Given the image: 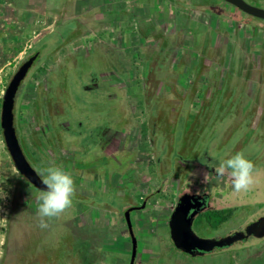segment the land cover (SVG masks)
<instances>
[{
  "label": "rangeland",
  "instance_id": "obj_1",
  "mask_svg": "<svg viewBox=\"0 0 264 264\" xmlns=\"http://www.w3.org/2000/svg\"><path fill=\"white\" fill-rule=\"evenodd\" d=\"M98 1L100 3L96 7L84 9H79V6L70 1L68 9L60 12V24L56 25L55 30L41 29L37 36L28 35V40L24 43L32 44L39 40L34 45L35 49L40 50L41 54L44 53L45 57H51L52 51L60 44L58 41L68 39V43L62 44L56 52V55L63 56L60 59V74L56 79L57 104L59 109H63L64 116L71 118L75 125L78 122L74 141L71 142H75L76 145L78 142H84L86 149L80 153L77 160L80 165L55 166L71 174L77 195L73 197V206H78L80 210L85 209L83 201L84 194L87 193L83 186L85 180L94 178L97 186L102 184L101 181L111 183V180L117 178L126 181L132 165L140 171L143 168V165L135 162L136 148L131 146L134 142L127 141V148L117 149L111 155L104 156L95 153L96 147L92 141L106 130L115 135L119 134L120 127L129 114L125 104L131 101L120 99L126 93L117 89L112 81L126 76L128 67L139 64L138 55L145 59L141 57L144 51H152L151 54L156 56L168 55L166 62L170 60L171 66L176 68L186 64L194 71L204 72V76L210 69L214 71V67L227 66L234 77H229L228 74L226 82L235 80L230 95L233 102L243 92L255 103L264 99V74L252 73L261 70L256 69V66L264 67V53L256 55V52H253L264 50V31L257 30L259 25L264 29V19L249 15L248 23L235 21L230 14L236 12L218 9L217 0H118L119 4L114 5L118 7L124 1L123 10L114 9L113 2L110 3L112 0H104L103 4ZM75 17L82 21H78L77 26L81 23L83 26L79 25L77 31L70 34L71 28L76 27ZM105 19H109L110 22H105L106 25L102 27L108 30L101 38L96 22ZM111 22L113 26H108ZM157 32L166 35L162 39H156L153 35ZM79 38L84 46L82 49L76 50L73 47L74 50H71L67 44L77 45L80 41L72 40ZM101 39L105 42H100ZM243 50L250 51L245 54ZM42 59L34 63L38 65ZM51 60L48 61L49 65ZM148 62L161 65L160 62L163 61L160 57ZM31 71L32 68L29 73ZM125 78L127 81L128 78ZM189 81L188 86L192 84L191 81L201 82V77L193 72ZM160 86L164 85H157L154 88L157 95L159 92L156 90ZM216 86L217 89L207 84L205 80L196 89L189 88V91L194 89L195 95H199L197 99L201 103L195 102L193 95L189 96L187 115L189 118L197 116L204 121H200L199 126L191 127L189 119L185 122L181 117L177 118L172 129L169 165H172L173 159L179 156L178 149L184 136L182 131L186 125L188 129L208 125L202 133V138L194 141V147L207 149L212 155L230 146H235L237 153L243 152L247 159L253 153H260L262 138L251 131L246 132L245 119L250 114H246L245 118L239 113L241 117L234 122L233 114H237L233 113L234 110L230 113L219 112L218 106L214 103L216 96L213 93L220 92L225 87L222 78ZM174 88L178 89L173 84L168 90ZM1 90L0 85V93ZM126 95L125 97L131 98V95ZM158 102L159 99H156L153 103ZM133 103L136 104L137 101L133 100ZM138 106L141 113L144 107L141 103ZM171 113V118L174 119L177 111L171 109ZM61 130L62 134H65L64 131L67 134V129ZM218 135L223 136L219 139L216 137ZM148 139L152 144L154 164L161 171L155 179L156 186L165 188L168 184L174 185L169 179H164V170L159 164L164 151L159 144L160 135L152 132ZM216 142L221 143L215 146ZM4 146L0 132V196L4 195L0 198V264H96L93 261L96 251H99L96 248L101 246L102 236L107 233L106 229L97 227V232L89 235L91 227L87 223L76 226L74 223L81 218L75 217L72 212L73 206L60 217L48 221V228H39L37 219L39 203L30 199L27 204H22L23 197L29 194L27 184L18 176L13 165L8 163ZM156 172L158 171L155 167V174ZM146 176L149 177V174ZM77 198H81V201ZM107 198L97 197V200L109 204L110 198L108 196ZM122 199L125 198L122 196ZM126 201L125 199L122 202ZM151 241V244H155L152 246L153 250L160 257L159 261L152 264H264V245L257 253L250 249L234 252L235 260L232 261L228 259L230 255L226 252L195 258H189L179 251L175 252L168 234L163 230L154 231L151 234ZM102 252L108 264L116 263L118 258L116 251Z\"/></svg>",
  "mask_w": 264,
  "mask_h": 264
},
{
  "label": "flooded vegetation",
  "instance_id": "obj_2",
  "mask_svg": "<svg viewBox=\"0 0 264 264\" xmlns=\"http://www.w3.org/2000/svg\"><path fill=\"white\" fill-rule=\"evenodd\" d=\"M217 1L218 9L224 11L229 9L236 12L230 14L235 21L249 22V15L251 14L225 0ZM244 1L264 9V0ZM74 21H76V27L71 28L70 34L77 31L79 25L83 26L82 23L77 26V22L80 21L77 17ZM107 22L110 20L107 19ZM104 23L100 21L99 23L96 22V25L99 26ZM261 26H258L259 32L264 31ZM55 28L56 26L53 30ZM165 35L157 32L153 36L156 39H162ZM80 37L82 36L80 35ZM100 37L102 38L104 35L101 33ZM37 41L30 44L25 50H21V55L10 65L5 74L0 93V111L2 95L7 85L19 68L25 65L26 71L19 80L13 96L12 125L23 157L39 177L38 173L47 168L44 165H80L77 160L80 153L85 151L86 145L84 142H78L77 145L75 142H71L74 141L75 127L78 126V122L75 125L71 118L64 116L63 109H59L57 104L58 95L55 89L58 81L56 79L60 74V59L63 56L56 55V52L62 44L68 43V39L58 41L60 44L52 51L51 57H45L44 53L41 54L40 50L35 49L34 45ZM72 41L80 42L77 45L67 44L69 48H72L71 50L82 49L81 47L84 46L80 38ZM100 42L105 41L101 39ZM73 47L75 48L73 49ZM249 51L243 50L242 52L246 54ZM151 52L144 51L141 57L145 59L138 55L140 63H136L134 67H128L126 76L120 77L119 80H111L117 89L131 95V98L125 97L126 94L120 97V99L131 102L125 104L129 114L126 115L127 117L125 116L126 119L120 127L119 134L115 135L106 130L92 141L96 147L95 153H101L104 156L111 155L117 149L127 148V141L129 143L134 142L131 146L136 148L135 162L138 165H143V168L140 171L132 165L128 174L129 178L126 181L117 178L111 180V183L101 181L102 184L97 186L94 178L85 180L83 186L87 193L89 192L88 194L85 193L84 200L82 199L85 203V209L80 210L78 206H73L72 212L76 216L79 215L78 212L83 211L86 223L93 230H90L89 235L95 234L97 227L106 229L107 233L102 236L101 240V246L104 250L107 248V244L110 243L114 246L119 241V238L115 239L113 234L123 231L128 239L129 261L132 249L131 230L136 239L134 264L135 262L152 264V262L160 260L158 253L151 248V234L156 230L166 232L174 251H179L189 258L226 252L230 255L228 259L233 261L235 260L234 252L250 249L257 253L264 245V99L255 103L251 101L248 94L243 92L233 102L230 95L234 89L235 80H227L226 82L228 74L229 77H234L227 66L214 67V71L210 69L204 76V72L194 71L192 67L186 64L175 68V66L170 65V60L166 62L168 55L156 56ZM253 52H256L257 55L264 53V50H254ZM226 53L229 52L226 51ZM160 57L163 61L160 62L161 65L148 62ZM41 59L40 64L34 63ZM49 59H52L51 65L48 64ZM31 68L32 71L29 73ZM173 68L175 70L172 71ZM256 69L261 70L252 72L253 74H264L263 66H256ZM193 72L201 77V82L191 81L192 84L188 86L187 83L190 82ZM125 77L128 78L127 81ZM195 78L198 80L197 77ZM221 78L225 84L223 88L225 90L222 89L223 91L213 93L216 96L214 103L218 106V111L230 113L231 110L232 112L234 110L233 113H237L233 114L235 116L232 119L234 122L238 120V117L245 116L246 118V114H250L245 119L246 132L251 131L263 140L260 153H253L249 157V160L255 165V184L246 192H235L227 177L224 179L215 177L214 167L218 166L224 159L235 155L237 153L235 146L218 151L215 155L210 154L207 149H200L199 146L194 147V141L202 138V133L208 125L195 129H188L187 125L184 126V131H182L184 136L178 149L179 156L173 159L172 165H169L168 155L171 149L172 129L177 118L181 117L185 122L189 119L192 124L191 127L199 126L200 121H204L197 116L189 118L187 115L189 96L193 95L194 101L201 103V101L198 102L199 95H195L194 89L189 91V88L196 89L199 84L206 80L207 84L213 85L217 89L216 85ZM129 84L130 87H128ZM173 84L178 89L174 88L176 91L174 89L168 90ZM157 85H164L156 90L159 95L154 91ZM162 87L163 89L167 88V90L161 89ZM156 99H159L158 104L153 103ZM133 100L137 103H133ZM140 103L144 107L141 113L138 109ZM149 105L151 106L149 107ZM171 109L177 111L174 119L171 118ZM207 120L209 122L208 118ZM64 128L68 130L67 134L65 131V134H62L61 129ZM152 132L160 135L159 144L164 148L163 157L159 159V164L164 170V179H169L174 184H168L165 188L157 187V181L155 183L157 174L161 171L153 161L152 144L148 139ZM222 136L216 137L220 139ZM219 143L221 142H216L215 146ZM4 147L7 152L8 163L13 165L18 176L27 184L29 194L23 197L22 204H27L30 199L39 203L37 198L44 189L37 188L15 168L6 146ZM188 155L191 157H187ZM155 167L158 171L156 174ZM71 171L75 173V171ZM89 172H91L90 169ZM205 172L210 174L208 182L204 181ZM147 174L149 177L146 176ZM75 196L77 197V195ZM107 196L110 198L109 204L102 201L98 202L97 197L108 199ZM122 196L127 200L125 203L122 202L125 200L122 199ZM77 199L81 201V198ZM178 208L181 209L182 215L192 217L190 231L196 239L192 246H189L188 242H185L187 239L183 240L184 237L181 236L183 242L179 248L170 237V221ZM203 243H211L212 247L199 248L198 245ZM189 251L194 253L197 251L209 252L202 255H192Z\"/></svg>",
  "mask_w": 264,
  "mask_h": 264
},
{
  "label": "crops",
  "instance_id": "obj_3",
  "mask_svg": "<svg viewBox=\"0 0 264 264\" xmlns=\"http://www.w3.org/2000/svg\"><path fill=\"white\" fill-rule=\"evenodd\" d=\"M70 1L75 6H79V9L96 7L100 3L98 0H0L1 87L3 86L5 78H3V74L5 76L10 68V65L15 62V58H18L21 55V50H25V48L29 46V44H24L28 40V35L35 34L37 36L40 34L41 29L43 31L53 30L60 21V12L68 9ZM100 1L103 4L104 0ZM110 3H112L114 9H124V1H122V4L118 7H115L114 5L119 4L118 0H112ZM107 10H109V8H107ZM106 20L107 19L103 22H107ZM105 25L106 23L99 25L98 30L100 31V34L107 32L108 28L107 30L102 29ZM108 26H113V22L109 23ZM78 214L79 215H76L75 217L78 219L81 218V220H77L75 222L76 226H80L83 223L85 224L86 221L83 211ZM113 237L115 239L119 238V241H117L114 246L110 245V243L109 245L107 244V248L105 250L117 252L118 258L114 264H128L129 245L126 235L123 231H120L119 233L113 234ZM153 245L155 244H151V248ZM102 248V246L96 248V250H99L96 251L93 259L96 264H108L105 255L102 252L104 249L102 250ZM135 264L140 263L135 262Z\"/></svg>",
  "mask_w": 264,
  "mask_h": 264
},
{
  "label": "clouds",
  "instance_id": "obj_4",
  "mask_svg": "<svg viewBox=\"0 0 264 264\" xmlns=\"http://www.w3.org/2000/svg\"><path fill=\"white\" fill-rule=\"evenodd\" d=\"M217 179L228 178L233 190L237 193L248 191L255 184V165L247 159L243 152H238L224 159L214 167ZM45 186L38 196V227L48 228V221L58 218L73 206L76 188L70 173L63 168L50 165L38 173ZM210 174L204 173V181L208 182ZM4 195L0 196L2 198Z\"/></svg>",
  "mask_w": 264,
  "mask_h": 264
},
{
  "label": "water",
  "instance_id": "obj_5",
  "mask_svg": "<svg viewBox=\"0 0 264 264\" xmlns=\"http://www.w3.org/2000/svg\"><path fill=\"white\" fill-rule=\"evenodd\" d=\"M236 5L241 10L264 19V9L255 7L250 5L244 0H225ZM26 71V66L23 65L19 68V70L14 74L12 80L7 85L3 95H2V103H1V111H0V126L2 130L3 140L5 142L6 149L9 155L12 158L13 163L15 164V168L26 176L29 181H31L37 188L44 189L45 186L42 184L40 178L36 175L35 171L28 165L27 161L23 157L20 146L15 137L14 128L12 125V105H13V96L18 85L19 80L24 75ZM183 211V210H182ZM128 218V216H127ZM192 217H186L184 214L182 215L181 209L178 208L175 214L172 216L170 221V237L173 243L177 247L182 246L183 240L188 242L189 246L195 244L196 239H194L191 231H190V220ZM131 240H132V249L130 255V261L128 264H134V258L136 254V239L133 232L130 230ZM181 236L184 239H181ZM189 240V241H188ZM192 240V242H190ZM212 243V242H211ZM211 243H203L198 245L199 248L212 247ZM197 246V245H196ZM192 255H202L205 252L209 251H197L196 253L189 251Z\"/></svg>",
  "mask_w": 264,
  "mask_h": 264
},
{
  "label": "trees",
  "instance_id": "obj_6",
  "mask_svg": "<svg viewBox=\"0 0 264 264\" xmlns=\"http://www.w3.org/2000/svg\"><path fill=\"white\" fill-rule=\"evenodd\" d=\"M0 132H1V126H0Z\"/></svg>",
  "mask_w": 264,
  "mask_h": 264
},
{
  "label": "built area",
  "instance_id": "obj_7",
  "mask_svg": "<svg viewBox=\"0 0 264 264\" xmlns=\"http://www.w3.org/2000/svg\"><path fill=\"white\" fill-rule=\"evenodd\" d=\"M30 45V44H29ZM29 46H27L26 48H28Z\"/></svg>",
  "mask_w": 264,
  "mask_h": 264
}]
</instances>
